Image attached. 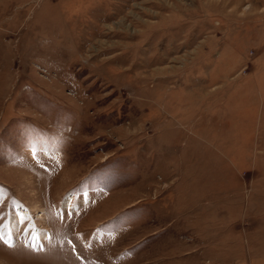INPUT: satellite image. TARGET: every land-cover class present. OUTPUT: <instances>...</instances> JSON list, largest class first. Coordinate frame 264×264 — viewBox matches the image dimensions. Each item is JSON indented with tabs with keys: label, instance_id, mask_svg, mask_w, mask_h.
Instances as JSON below:
<instances>
[{
	"label": "rangeland",
	"instance_id": "1",
	"mask_svg": "<svg viewBox=\"0 0 264 264\" xmlns=\"http://www.w3.org/2000/svg\"><path fill=\"white\" fill-rule=\"evenodd\" d=\"M0 235V264H264V0H0Z\"/></svg>",
	"mask_w": 264,
	"mask_h": 264
},
{
	"label": "snow or ice",
	"instance_id": "2",
	"mask_svg": "<svg viewBox=\"0 0 264 264\" xmlns=\"http://www.w3.org/2000/svg\"><path fill=\"white\" fill-rule=\"evenodd\" d=\"M0 242L4 243L8 247H12L11 243L7 239H5V237L3 235H0ZM31 247L33 250H37L40 246L39 245H31Z\"/></svg>",
	"mask_w": 264,
	"mask_h": 264
}]
</instances>
